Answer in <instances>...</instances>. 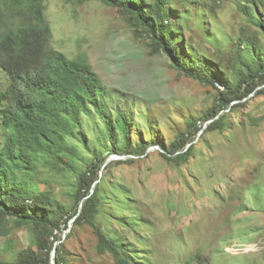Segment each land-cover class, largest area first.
<instances>
[{"label":"rangeland","instance_id":"374dc122","mask_svg":"<svg viewBox=\"0 0 264 264\" xmlns=\"http://www.w3.org/2000/svg\"><path fill=\"white\" fill-rule=\"evenodd\" d=\"M237 1L199 0L181 23L186 43L227 74L231 46L247 35L264 51V36ZM43 5L52 46L69 57L83 54L104 85L129 98L130 141L149 145L144 154L112 153L104 163L97 220L104 232L124 245L133 264H198L196 255L204 264H264V94L253 92L221 111V130H208L210 121H203L191 157L176 166L153 139L167 146L188 118L208 112L216 89L178 75L165 55L151 53L121 10L99 0ZM171 6L187 8L181 0ZM199 6L207 11L199 13ZM5 84L0 72V87ZM34 178L73 205L72 177L39 166ZM72 221L58 234L66 264H116L96 250L91 228ZM29 244V225L14 227L10 218L0 225V259L13 260Z\"/></svg>","mask_w":264,"mask_h":264},{"label":"trees","instance_id":"16d2710c","mask_svg":"<svg viewBox=\"0 0 264 264\" xmlns=\"http://www.w3.org/2000/svg\"><path fill=\"white\" fill-rule=\"evenodd\" d=\"M99 1L121 10L148 40L151 53L165 55L178 75L217 91L208 112L188 118L167 146L153 139L174 165L191 157L203 121H210L208 130H221V111L253 92L264 94V51L248 35L237 48L231 46L228 74L219 61L186 43L181 23L199 0H181L183 10L171 6V0ZM236 6L264 36V0H238ZM199 7V13L207 11ZM51 39L43 0H0V72L6 79L0 87V225L10 218L14 227L30 229V244L0 264H51L53 248L55 264H66L58 234L71 219L73 225L91 228L99 253H110L116 264H133L124 245L97 222L101 170L110 154L140 155L149 145L130 141L129 98L104 85L83 54L69 57ZM39 166L73 178L72 206L40 187L34 178ZM194 259L204 264L198 255Z\"/></svg>","mask_w":264,"mask_h":264},{"label":"water","instance_id":"95a60500","mask_svg":"<svg viewBox=\"0 0 264 264\" xmlns=\"http://www.w3.org/2000/svg\"><path fill=\"white\" fill-rule=\"evenodd\" d=\"M202 131V130H201ZM200 131V132H201ZM113 158V157H112ZM56 244V243H55ZM54 252H55V248H53V250H52V252H51V258H52V260H51V264H55V261L53 260V257H54Z\"/></svg>","mask_w":264,"mask_h":264}]
</instances>
